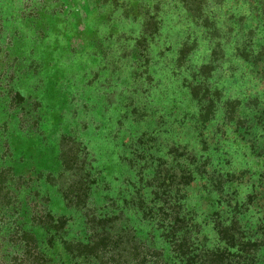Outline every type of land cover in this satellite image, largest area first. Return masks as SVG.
<instances>
[{
	"label": "rangeland",
	"instance_id": "rangeland-1",
	"mask_svg": "<svg viewBox=\"0 0 264 264\" xmlns=\"http://www.w3.org/2000/svg\"><path fill=\"white\" fill-rule=\"evenodd\" d=\"M0 264H264V0H0Z\"/></svg>",
	"mask_w": 264,
	"mask_h": 264
}]
</instances>
